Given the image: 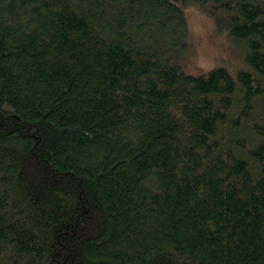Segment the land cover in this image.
Returning a JSON list of instances; mask_svg holds the SVG:
<instances>
[{"label": "trees", "instance_id": "trees-1", "mask_svg": "<svg viewBox=\"0 0 264 264\" xmlns=\"http://www.w3.org/2000/svg\"><path fill=\"white\" fill-rule=\"evenodd\" d=\"M0 264H264V0H0Z\"/></svg>", "mask_w": 264, "mask_h": 264}, {"label": "rangeland", "instance_id": "rangeland-1", "mask_svg": "<svg viewBox=\"0 0 264 264\" xmlns=\"http://www.w3.org/2000/svg\"><path fill=\"white\" fill-rule=\"evenodd\" d=\"M182 8L188 21L187 47L180 57L185 72L199 75L225 67L236 75L249 68L244 44L227 34L216 11L198 3Z\"/></svg>", "mask_w": 264, "mask_h": 264}]
</instances>
